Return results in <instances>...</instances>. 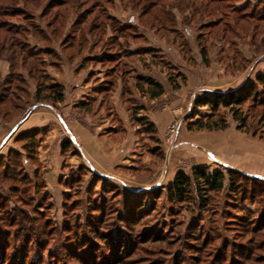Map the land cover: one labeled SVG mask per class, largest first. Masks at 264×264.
Segmentation results:
<instances>
[{
  "label": "trees",
  "instance_id": "obj_1",
  "mask_svg": "<svg viewBox=\"0 0 264 264\" xmlns=\"http://www.w3.org/2000/svg\"><path fill=\"white\" fill-rule=\"evenodd\" d=\"M41 1L43 0H27L25 3L37 6ZM229 1L120 0V3L123 7L139 11L138 25L153 28L161 36L175 32L173 14L170 11L172 8L178 11L190 9L196 14H205L206 16L226 8L229 9V13L234 14V18L231 23L228 22L229 25L224 26L221 30L220 37L222 39L223 33L228 30L236 37L238 34H242L243 30L241 29L243 28H250L251 36L258 28L264 33L263 15L256 13L255 10L249 11L247 7H238L236 3L239 0H231V5H229ZM107 3H109L108 0H48L41 6L42 10L38 15L39 24H36L35 18L32 16L22 15L24 25L19 26L12 25L7 19H0V60L7 63V73L3 76L0 75V117L2 119L8 120L19 112L25 114L32 103L45 102L55 108L56 104L62 101L63 87L48 75L45 68L47 63L54 64L57 59V53L48 47L50 44L58 43L63 52L69 53L81 54L84 50L93 53L99 51L101 55L93 56L92 59L107 68L123 54H126L123 49L127 45L126 39L141 38L137 32L138 25L122 24L108 13ZM258 3L260 8H264V2ZM155 9L160 12V16H156ZM14 15H16L14 12H2L0 9V16L4 18ZM208 22L213 24L215 20ZM199 38L197 39L199 55L201 62L206 65L208 63L207 49ZM121 65L123 66V63ZM164 66L168 72V80L171 82L173 79L170 74L172 67L168 63H164ZM20 70L24 71L26 76H23ZM27 80L34 84L31 100L28 98ZM110 86L107 84L108 89ZM136 86L144 89V92L150 97H158L163 92L162 86L150 78H139L136 81ZM172 87L176 88L177 85L172 83ZM193 106L194 108L207 107L209 112L196 117L193 113L188 115L186 117L188 130L220 131L228 128V122L220 113V109H224L236 122V130L248 132L252 136L258 134V137L262 138L264 134V72L256 73L252 80L233 89L214 91L211 95L200 96L195 99ZM80 107L85 108V105L81 104ZM85 109L87 110V108ZM136 109L134 106L130 108L132 115ZM138 120L146 131L153 134V130L150 125L146 124L144 118ZM38 133L37 129L32 128L19 132L13 138L14 143L20 144L25 158L31 162L36 159ZM68 146L69 142L63 141L61 150L67 149ZM156 150H158L160 159L161 150L160 148H156ZM19 156V150L9 149L7 151L6 157L11 164L9 165L8 162L0 164L4 171L3 178L14 183L18 180H21L22 183L31 182L29 177L20 171L21 167L16 170V167L19 166ZM10 166L13 169H10ZM82 167L84 165L78 168L82 169ZM89 171L92 172L93 178H97V181L104 186L107 182L106 176L91 169ZM32 185L35 187L36 182H33ZM225 186L229 194H234V201H230L228 206L236 211L234 216L227 212L226 222L228 225L225 228L236 229V238L244 237L245 241L229 242L218 233L214 236L203 233L201 227H198V231H194L193 226L184 228L182 235L179 230L174 229L169 231L170 235L154 234L149 230L150 225L136 231L135 223L141 221L143 216L150 214L144 209L142 204L144 201L141 196L146 198L153 190L132 191L124 187L120 189L124 192L122 191L123 197L117 209L116 207L111 209L110 206L107 208L105 199L98 200L96 197H90L92 208L89 212V219L83 224L82 233L75 231L76 235L80 236L81 234V237H69V241L73 238L75 240L71 241L72 243L68 241L69 243L65 247L60 245L57 250H48L43 257L42 250L47 246L45 243L41 250L37 248L39 253L34 260L33 255H28V253L31 247L29 240L35 235L25 227V213L19 209L18 213L13 214L14 216L8 217L9 214L5 210L3 215L8 217V226L13 229L0 230V237L7 240L13 235L14 238L10 245L5 246L6 250L11 251L9 253L3 251V257L0 259L1 262L10 261V263L0 264H164L160 263V257L167 254L166 252L176 245H182V249L196 255H191L192 260L190 261L183 257L179 263L175 264H264V179L228 167L209 171L206 165H196L191 168L189 173L182 170L175 172L165 188V197L168 203L190 202L196 205L198 210L206 212V207L209 205L208 194L217 193ZM237 200H247L250 204L261 205V208L258 214L253 217L251 209L241 207L242 205ZM63 207L65 210L66 207ZM0 208L6 209L5 202L1 199ZM71 210H75L73 205H71ZM107 211L108 213H106ZM151 211H155V208L152 207ZM237 213H241V215H237ZM110 214H114L112 222L115 223L112 225H108L106 219ZM16 216H18V220ZM4 219L0 218L1 221ZM43 223L42 226L40 225L42 229L49 226L48 219ZM122 228L126 230L122 231ZM65 230L69 232L70 227ZM185 231L187 232L186 236ZM111 235L112 241L115 243L108 247L106 252L98 251L96 253L94 249L96 243L99 240H108ZM18 237L22 238L20 239L22 244L16 249L14 243L16 244ZM217 240L222 243L221 249L213 245ZM43 241L45 242V239ZM74 244L76 249L72 248ZM35 245L40 246V243H35ZM210 245L213 248L208 250ZM229 247H231L232 254L228 260L225 259L223 262V255ZM140 253L143 255H139ZM157 254L158 259L152 257ZM60 255L68 259L71 258L73 263H58ZM28 259L30 263H26ZM208 259L211 261L208 262ZM18 261L19 263H15Z\"/></svg>",
  "mask_w": 264,
  "mask_h": 264
},
{
  "label": "rangeland",
  "instance_id": "obj_2",
  "mask_svg": "<svg viewBox=\"0 0 264 264\" xmlns=\"http://www.w3.org/2000/svg\"><path fill=\"white\" fill-rule=\"evenodd\" d=\"M25 1L27 0H0V9H2V12H14L16 14L6 18L0 16V19H7L12 25L19 26L24 25L22 15L27 17L32 16L35 18L36 24H39L38 15L42 10L41 6L45 1L47 3L48 0L41 1L37 6H34V4L31 5L28 2L25 3ZM108 1L109 3L106 4L107 11L113 12L126 22L134 19L135 12L138 10H124L130 8L123 7L120 0ZM118 2L121 4L120 6L122 8L118 5ZM229 5H231V0L229 1ZM258 5L259 3L252 6L246 4L243 7H247L249 11L255 10L256 13L263 15L264 18V8H260ZM170 11L173 14L175 32L173 34H167V36L158 34L159 38L148 33V37L151 43L157 47L158 51L162 52L164 56L172 62L175 69L184 73L185 82H189L187 86L189 88H187V99L181 112L167 124L168 126L170 123H175V130L172 137L168 140L166 139V126L162 139L157 141L158 146L156 148H160L161 150L159 153L160 159L158 158L159 162H161V166L157 179L150 180L149 182L145 181V185L138 186L140 188L130 189L132 191L153 190L148 197L145 198L141 196L142 201H144L141 203L144 205V209L150 212V214L143 216L141 221L135 223L134 227L136 231H139L150 225L149 230L152 231V233L166 235H170L171 232L169 233V231L172 229L179 230L182 235L184 228L193 226L194 231H198V227H201V231L203 233H208L210 236H214L218 233L222 238H225L226 241L242 242L245 241L246 238H236V229L228 230L225 228L228 225V222H226L228 216L227 212H230L232 216L236 213L231 206H228L230 201H234V194H229L226 186L217 193L208 194L209 205L206 207V212L198 210L197 206L190 202L168 203L165 197V188L171 181L173 172L182 170L189 173L191 168L196 166V161L194 159L183 156L191 147L184 139L182 129L188 130L186 127V122L188 121L186 117L188 115L193 113L196 117L199 114L208 113L209 109L203 106L194 108L193 103L195 99L200 96L211 95L214 91L233 89L246 81L252 80L256 73L264 72V33L258 28L251 36L249 31L250 28H243L241 29L243 30L242 34H238V37H236L228 30L223 33L222 39L220 37L221 30L224 26L229 25L228 22L231 23L232 18H234V14H230V10L227 8L219 12H214L210 16L196 14L190 9L178 11L172 8ZM154 13L156 16H160V12L156 9ZM210 20H215V22L211 24L208 22ZM161 37L165 39H160ZM172 37L175 39L173 40ZM198 38L204 43L207 49L208 63L206 65H204L198 57ZM29 39L31 40V38ZM5 64L7 65L4 60H0L1 69H3ZM177 78L181 81L180 76ZM220 113L225 117L230 128L235 129L236 122L233 121L229 112L220 109ZM238 132L239 136L244 137L245 140L252 139L258 146L253 150L255 155L253 163L258 165L259 169L252 166L253 171L252 169L249 171L248 169L250 168L247 166L240 172L264 179L262 178L261 168L263 158L262 151H264V134L262 138H259L258 134L252 136L248 132ZM9 134L10 129H6V133L4 132V135L0 136V164L2 165L8 162L10 165L11 162L6 157L7 151L9 149L19 150V166L16 167V170L19 169L18 167H21L20 171L24 172L31 182L22 183L21 180H18L14 183L3 178L4 171L0 165V199L4 200L6 205V209L0 208V218H5L3 221L0 220V230L8 228L12 230L13 228L8 226L7 218L10 215L14 216V213H18L19 209L24 212L26 216L25 227L27 230L29 228L30 231L34 233L33 235H35L29 240V243L31 242V247L29 248L28 255H33V260L37 257L38 251L44 247L43 245L45 243L47 246L42 250L43 257L48 250H57L60 245H64L65 247V245H68L67 243L75 240V238H73L69 241V237H81V234L78 236L75 231H77V233H82L81 229H84L83 224L89 219V212L92 208L90 197H96L98 200L105 199L107 208L110 206L111 209L115 207L117 209L123 197V190L120 189L124 187L128 188L130 184L132 185L131 179L129 178L114 180L112 177L106 176L107 182L103 186L101 182L97 181V178H93L92 172L89 171L88 167L79 169L78 167L81 166V164L72 166V164H70L71 161L64 160L66 156H64L61 163V172L52 171L50 173L45 170L49 167H46L43 163L44 161H39L37 148L35 151L36 159L34 162H31L25 158L23 151L20 149V144H16L9 140ZM52 144L51 141H47V145H50V148L47 151L46 160L49 164L52 161L51 166H54ZM210 152L211 151H209V153ZM206 162L209 171L228 167L227 164L220 163L213 157H208ZM41 165L43 167H41ZM10 169H13V167L10 166ZM57 175L58 177L56 178ZM33 182H36L35 187L32 185ZM24 199L27 202H24ZM237 201L242 205L241 207L251 209V215L253 217L258 214L261 208V205L256 203L250 204L247 200ZM71 205L74 206L75 210H71ZM63 206L66 207L65 210ZM152 207L155 208V211H151ZM5 210L9 214L8 217L3 215ZM106 213H108V211ZM241 213H237V215H241ZM16 217L18 220V216ZM113 217L114 214L107 216L108 225L115 223L112 222ZM47 219L49 221V226H46V223V227L42 229L41 226ZM68 227H70V231H64V229ZM121 230L125 231L126 229L122 228ZM185 233L187 232L185 231L184 234ZM13 238V235L7 240L0 237V259L3 257V251H5V253L11 251L8 249L6 250L5 246L7 244L10 245ZM20 239L22 238L18 237L16 244L14 243L16 249L22 244V240ZM43 239H45V242ZM112 240L113 237L111 235L106 241L99 240V242H95V252H106V249L115 243ZM35 243H40V246H36ZM213 245L221 249L222 243L217 240ZM75 247L76 245L74 244L72 248L76 249ZM37 248H39V250ZM212 248V245L208 246V250ZM166 253L167 254H163L160 257V263H179L180 259L183 257L186 258L187 261H190L192 260L191 255H196L193 252L182 249V245L173 246ZM231 254V247H229L227 252L223 255V262L225 259L228 260ZM139 255L143 254L140 253ZM152 257L158 259V254ZM207 261L210 262L211 259ZM34 262L37 263L36 261ZM61 262L73 263V260L60 255L58 263ZM0 263H10V261H0ZM15 263H19V261ZM26 263H30V260H26Z\"/></svg>",
  "mask_w": 264,
  "mask_h": 264
},
{
  "label": "crops",
  "instance_id": "obj_3",
  "mask_svg": "<svg viewBox=\"0 0 264 264\" xmlns=\"http://www.w3.org/2000/svg\"><path fill=\"white\" fill-rule=\"evenodd\" d=\"M258 2L264 0H239L236 5L252 6ZM118 5L121 4L118 2ZM108 13L122 24L138 25L139 11L135 12L134 19L129 22L109 10ZM137 32L141 38L126 39L127 45L123 47L126 54L107 68L92 59L93 56L101 55L99 51L69 53L63 52L58 43L50 44L48 47L57 53V59L54 64L47 63L45 68L48 75L63 87L62 101L55 108L45 102L32 103L25 114L19 112L8 120L0 117V136L6 133V129H10L8 138L13 142L19 132L37 129L38 159L40 162L44 161L46 167H49L45 170L50 173L61 172V163L66 156L64 160L71 161L72 166L81 164L114 180L131 179L129 189L140 188L138 186L145 185V181L157 179L161 166L156 150L157 141L162 139L167 124L184 107L189 82H185L184 73L176 70L172 62L151 43L148 33L159 38L153 28L138 25ZM198 57L201 61L199 51ZM164 63L172 67L171 82ZM6 73L5 64L3 69L0 68V75ZM20 73L26 76L24 71L20 70ZM141 77L159 83L163 89L162 94L150 97L144 89L138 88L136 81ZM172 83L177 87L173 88ZM107 84L111 85L109 89ZM27 91L31 100L34 84L29 80ZM81 104L87 110L81 108ZM133 106L137 109L132 115L130 108ZM139 118H144L153 134L145 130ZM184 130L186 129H182V135L191 148L183 156L194 159L196 165H206L207 158L213 157L218 162L227 164L228 168L238 171L247 166L249 171H253V167L259 169L253 163V150L258 146L252 139L245 140L239 136L234 128L229 126L221 131ZM47 141L53 143L54 166H51L52 161L49 164L46 160L50 148ZM63 141H68L69 146L62 151ZM262 152L261 168L264 178V151ZM174 174L175 172L172 173L171 180Z\"/></svg>",
  "mask_w": 264,
  "mask_h": 264
},
{
  "label": "built area",
  "instance_id": "obj_4",
  "mask_svg": "<svg viewBox=\"0 0 264 264\" xmlns=\"http://www.w3.org/2000/svg\"><path fill=\"white\" fill-rule=\"evenodd\" d=\"M174 130H175V123H170V124L167 126V128H166V132H165V134H166V139H167V140L170 139V138L172 137V134H173Z\"/></svg>",
  "mask_w": 264,
  "mask_h": 264
}]
</instances>
